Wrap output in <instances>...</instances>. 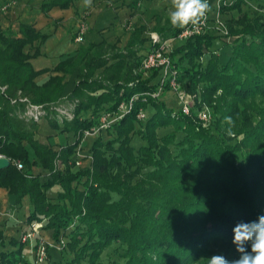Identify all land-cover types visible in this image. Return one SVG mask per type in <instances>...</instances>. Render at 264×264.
Returning a JSON list of instances; mask_svg holds the SVG:
<instances>
[{"label":"trees","instance_id":"16d2710c","mask_svg":"<svg viewBox=\"0 0 264 264\" xmlns=\"http://www.w3.org/2000/svg\"><path fill=\"white\" fill-rule=\"evenodd\" d=\"M72 1H43L42 11L68 8ZM5 2L0 0V12ZM241 2L221 6L238 11L224 18V35L234 38L222 57L200 60L213 49L217 34L179 39L183 28L165 20L162 34L180 41L169 51L166 74L161 67L140 65L151 52L148 47L157 45L151 39L125 72L116 60L108 65L115 67L110 72L92 77L105 63L95 56L104 41L79 43L52 68H36L32 57L40 48L31 53L26 48L48 34L33 23L21 22L17 35L0 27V154L10 158L0 168V188L18 204L28 198L25 220L39 221L62 254L73 253L65 263L51 262L96 264L114 242L122 264H193L206 254L239 257L234 226L264 215V108L256 103H264V15H249ZM143 28L131 30L126 50L145 42ZM75 69L78 77L66 94L72 118L59 117L51 106L61 98L66 74ZM171 78L193 97L188 113L168 107L162 98ZM121 102L127 103L125 111L118 109ZM29 103H42L58 134L72 132L74 140L56 149L34 138L26 121L39 119L25 115ZM204 103L212 109V127L198 118ZM254 108L252 116L248 110ZM103 114L107 123L86 142L89 155H80L74 171L76 151L84 147L76 148L81 134L98 126ZM218 237L227 245L213 249L209 241ZM25 244L16 236L7 240L0 229V264H34L24 255Z\"/></svg>","mask_w":264,"mask_h":264},{"label":"rangeland","instance_id":"374dc122","mask_svg":"<svg viewBox=\"0 0 264 264\" xmlns=\"http://www.w3.org/2000/svg\"><path fill=\"white\" fill-rule=\"evenodd\" d=\"M8 1L9 0H7L6 2ZM43 1H49V0H42L41 4H43ZM233 1L234 0H213L210 3L211 8H209V12L207 13L208 17L205 19L206 24L204 26V31H205L204 33L217 34L218 37L215 40V45L211 47L213 49H211V51L206 50V53L203 54L200 60H204L210 57L211 54L222 57L223 55L229 52V48L226 44L228 43L227 41H230L231 39L233 40L234 37H232V35L231 36L224 35V33L226 32L224 18L230 16L231 17L237 16L238 11L223 9L221 6L225 2L232 3ZM80 2L81 3L78 2L77 4L78 8L80 9V11L78 12L79 14H82L79 24L83 23L84 26H86V30L82 35L81 38L82 41L75 40L74 42L78 44L86 43L87 41H92L90 39H94L96 43L100 41H104V44L97 47V52L100 55H95V56L99 57L100 60L105 61V63H103L100 67L94 69L92 77L101 78L103 74L110 72L115 67L108 65H111V63H115L116 60H118V63L115 66H118L119 71L125 72L126 70H128L129 66H131V63L135 61L137 55L142 53V51L140 50L142 48L144 49L143 46L148 45L147 42L149 39L153 40L152 38L153 34H157V39H155L154 41V43L155 42L157 43V45L155 46L156 47L163 46L161 50L163 52V55L167 57H169L170 49L173 46H176V44L180 42L179 40H177V38L162 34V32L160 31L161 26L162 25L164 26L165 24L164 22L169 18V12L172 10L171 0H138L137 2H134V0H92L91 3L95 4V7L97 8V10H99V13L95 21L93 22L92 20V28L89 31H88L89 26L87 25V22H89L90 18H92L90 17V14L92 13L87 10L88 6H85L84 2L82 1ZM240 6H241V10H245V12H247L249 15L253 13L264 15V0H243ZM141 26H143L144 28L140 34V37L141 36L146 37L145 42L141 44L138 43L137 46L131 48L130 50H126V44L129 39L128 36L131 33V30ZM84 40L86 42H84ZM35 46L36 45H34L33 47L28 46L26 50L31 52L32 50H34ZM148 48L152 50L153 47H148ZM116 52H119L121 54H119V56H115L117 55ZM37 63L39 62L37 61ZM77 73H78V69H75L74 72L66 74V77L64 79L66 85L64 87V91L61 94V98L55 103L54 106L51 107H54L55 109L57 108L59 111H61V107L69 106V97L66 96V94L70 92L71 89L73 88L76 77H78ZM147 74L148 71H145L143 73V75H147ZM178 89L181 90L180 87ZM162 98H164L165 104L168 107L173 108L174 110L180 108L179 105L180 101L178 94L172 88L165 91ZM256 103L257 106H262L264 108V103L262 104L261 102H257V101ZM204 107H207V109L211 112L210 114V117L212 119L211 124H209L207 127L209 126L212 127L213 118H214L212 116L213 114L212 109L206 103H204ZM59 111L57 112L59 113ZM248 112L253 116L257 111L254 108L253 110L249 109ZM25 115L29 118V116L26 113ZM20 116L23 117L24 114H20L19 117ZM62 116L64 117L66 115L61 111V113H59V117ZM99 119L98 121H100ZM26 122L28 123V125H30L31 127L30 130L35 132L34 138L35 137L39 138L41 141H43V143H48V144L50 143L56 149L59 146H61L56 142H54L52 139L53 135L56 134L59 135V134L57 129L56 130L52 129L53 127L49 123V118L47 116L43 118L41 117L37 122L34 123H31L29 120ZM96 129H97V124L91 126L90 129H87L84 133L81 134L82 139L76 148H78L79 146H84V147L78 148L76 151L75 156H77L76 159L79 160V163L78 165L75 164V166L73 167L74 171H76L80 166V155L82 154H84V156L89 155V151L86 149V142L90 143V141L94 138L93 135L98 132ZM165 129L167 130L168 128H159V130L157 131L159 132ZM60 135H61L60 137H62L63 132ZM65 136L67 140H70V142L74 140V137L72 136V132H67ZM138 140L139 138H136L137 142ZM29 152H31V156H30L31 158L35 157L33 151L29 150ZM8 195H9L8 197L11 196V194ZM7 199L8 198L5 197V195H3L2 191H0V201L2 203H5L6 201H8ZM13 202L15 203V205L17 204V202L15 201ZM20 209L21 208H19V206H14V205L8 207V210L6 211L0 209V220H3L2 218H4L5 219L4 224L6 225L5 227H7V225H9L7 221L12 219V223L9 227H12L13 229L15 228L14 232H16L17 235H19L21 242L26 243L23 248L24 253L29 255V257L31 256L34 258L36 253V249H34L35 248L34 245H36L37 241L40 239L41 236L47 239V241H51V240L53 241L54 239L52 237V234L49 233V231L44 230L40 232L43 226L41 228L40 225H38V227L36 228L33 226V223L35 222L30 220L28 221L25 219L21 220L20 218L21 215L18 216V212H20ZM15 210L17 212L16 216L12 217L11 214ZM38 223L40 224L39 221L37 222V224ZM1 224L4 225L3 223ZM32 229L34 230L33 234H35L36 236L34 238L30 237L28 238V240L24 241L22 239V236L25 235L27 231H31ZM209 242H210L209 246L212 247L213 249L224 248L227 245L226 241L221 237H218ZM29 245H31L32 249H34V252L32 251ZM55 245L56 246L52 244L48 245V255H47L48 258H46L45 260L47 264L49 263L48 261L50 262L52 261L51 259L49 260V258H51L49 254L51 248H53L51 249V255L55 259H61L63 263H65L66 260L73 255V253L68 251V249H65L64 254H62L60 248H58V245L56 243ZM120 251H121L120 246L114 242L111 246H109L107 249H105L102 252V254L97 259L98 261L96 262V264H122L123 259H121L120 257L121 256ZM207 256L209 255L206 254L204 257H201L200 260H198L193 264H207Z\"/></svg>","mask_w":264,"mask_h":264},{"label":"crops","instance_id":"0c3cea01","mask_svg":"<svg viewBox=\"0 0 264 264\" xmlns=\"http://www.w3.org/2000/svg\"><path fill=\"white\" fill-rule=\"evenodd\" d=\"M7 1V0H6ZM80 1L84 2V0H73L71 5L68 8L65 7H60V6H55L50 8L48 11H42V0H12L8 1L9 4L5 10H2L0 12V27L2 29H6L12 34L17 35L20 34L19 30V24L21 22L25 23H33V25L40 29L42 33H47L48 36L45 37L44 40L39 41L36 40L34 45L35 48L39 47L40 48V54L37 56L32 57V61L34 63V67L36 68H52L54 65H56L59 60L65 58L66 56L73 55V52L76 50L78 43L74 42L73 36L76 34V30L78 29L79 21L81 19L82 14H79L78 11L80 9L78 8V2L81 3ZM87 10L91 12L90 14V20L87 22L88 31L92 28V20L93 22L97 18V15L99 13V10L95 7V4L91 3L90 6H88ZM95 13V14H94ZM89 17V16H88ZM77 25V26H76ZM107 38V36H106ZM103 38V39H106ZM94 40V39H90ZM84 42H86L84 40ZM96 43V41L94 40ZM34 45H31L32 47ZM30 46V47H31ZM34 48V50H35ZM32 50L31 52H33ZM30 52V53H31ZM66 52V53H64ZM64 53V54H63ZM68 53V54H67ZM50 60V61H49ZM37 61L39 63H37ZM41 63V64H40ZM48 73L40 76L39 81H43L47 78ZM52 128V127H51ZM54 129V128H52ZM56 130V129H55ZM66 132H63V136L60 137L61 135H53L52 139L54 142L59 143V145H63L67 141L66 138ZM59 148V147H58ZM57 148V149H58ZM0 191H2L3 195L7 197L8 201L5 203H2L0 201V209L1 210H8V207L14 205V206H19L20 212H18V216L21 215V220L25 219L27 217L28 211L30 209L29 204L30 201L28 198H24V201L21 204H16L13 202L12 196L8 197V193L6 189L0 188ZM16 210L12 212V217L16 216ZM3 220H0V229L3 230V235L6 237V239H10L11 236H16L19 237V235L14 232V229L12 227H9L12 223V219L7 221L9 225L5 227L6 225L4 224L5 219L2 218ZM3 223L4 225H2ZM46 229L42 228L40 232L44 231ZM47 231V230H46ZM19 234V232H18ZM52 243L54 246L55 241L51 240L49 241ZM32 245V244H31ZM31 245H29L31 247ZM32 249V247H31ZM53 249V248H51ZM51 249H50V256H51ZM34 252V249H32ZM25 257L28 261L36 264L35 259H36V254L33 257H29V255L25 254ZM54 259V257H51ZM41 264H47L46 261H40ZM38 263V264H40Z\"/></svg>","mask_w":264,"mask_h":264},{"label":"built area","instance_id":"2783aa9c","mask_svg":"<svg viewBox=\"0 0 264 264\" xmlns=\"http://www.w3.org/2000/svg\"><path fill=\"white\" fill-rule=\"evenodd\" d=\"M211 1L213 0H208V3H209V6H210V3ZM9 2H5L4 5L2 6L1 10H5L8 6ZM209 12V11H208ZM207 12V13H208ZM207 13L205 15L204 18H202V20L197 24V25H188L186 27H183L182 31L177 35L179 39H183L184 37H187L189 35H193V34H196V33H199V32H205L204 31V26L206 24V21L205 19L208 17L207 16ZM78 29H77V32L76 34L73 36V39L74 40H77V41H82L81 38H82V35L84 33V31L86 30V26H84L83 23H80L78 25ZM152 38H153V42L155 41V39H157V34H153L152 35ZM162 47H155V49L151 50V52H147V54H145L143 57H142V60L140 62V65L142 68H144L145 70H148L149 68L152 69V68H156V67H161L163 69V72L164 74L170 72V64H169V57L163 55V52H162ZM174 71V70H173ZM169 85L170 87L175 90L178 94V97H179V105H180V109L183 113H188L189 110H190V103L191 101L193 100L192 98V95L187 93V92H184L179 88L178 86V83L175 81L174 78H171L170 79V82H169ZM5 86L2 87L3 90H5ZM161 88V86L159 87ZM158 88V89H159ZM170 88V89H171ZM192 98V99H191ZM22 99H27V97H22ZM132 103V98L130 99V101L127 103H119L118 104V109L119 111H125V104H127L128 106ZM44 105H42V103H29V105H27L26 107V114L29 116V118L31 119H40L41 117H45L47 112L46 110H44ZM57 111H59L57 108H56ZM61 111L66 115V117H68L69 119L72 118V114L70 112V110L68 108H66V106H63L61 107ZM61 111H59V113H61ZM137 116H138V119H141L144 117V113L142 111H139V113H137ZM101 119H99L100 122L99 125L97 126V131H99L100 128H102L107 122H106V118H108L107 114H103L101 117ZM198 118L203 122L204 125L208 126L209 124H211V117H210V111L207 109V107H203L200 111H199V115H198ZM86 133H89V132H86ZM3 155V154H0V156ZM79 163V160L75 161L74 164L78 165ZM38 225H40L41 227V223L37 224V222L33 223V226L34 227H38ZM34 233V230L32 229L31 231H27L25 233V235L22 236V239L25 241V240H28V238H34L36 235L33 234ZM63 243H64V240H62ZM52 243H50L49 241H47V239H45L44 237H40V239L37 241L36 245H34V249H36V259L34 262H36V264L40 263V261H45L46 258H48V245H51ZM53 245V244H52ZM49 263L48 264H59L57 262H50L48 261Z\"/></svg>","mask_w":264,"mask_h":264},{"label":"clouds","instance_id":"9594fccd","mask_svg":"<svg viewBox=\"0 0 264 264\" xmlns=\"http://www.w3.org/2000/svg\"><path fill=\"white\" fill-rule=\"evenodd\" d=\"M91 2L84 0L85 6ZM171 6L170 23L180 28L197 25L210 8L208 0H171ZM232 231V243L239 257L229 260L223 255H213L207 258V264H264V215L254 221H240Z\"/></svg>","mask_w":264,"mask_h":264},{"label":"water","instance_id":"95a60500","mask_svg":"<svg viewBox=\"0 0 264 264\" xmlns=\"http://www.w3.org/2000/svg\"><path fill=\"white\" fill-rule=\"evenodd\" d=\"M10 162V158L3 155L0 156V168H6Z\"/></svg>","mask_w":264,"mask_h":264}]
</instances>
